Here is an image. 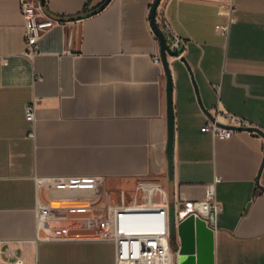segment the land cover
I'll return each instance as SVG.
<instances>
[{"label": "crops", "instance_id": "1", "mask_svg": "<svg viewBox=\"0 0 264 264\" xmlns=\"http://www.w3.org/2000/svg\"><path fill=\"white\" fill-rule=\"evenodd\" d=\"M104 1L45 0L48 15L64 23L27 58L19 0H0V240L27 264H116L114 243L87 237L78 219L91 216L90 207L117 204L121 190L140 198V177L160 180L169 196L167 79L154 60L161 54L154 0H110L97 13L64 19ZM225 1L158 6L185 42L181 57L169 56L175 194L203 200L219 177L215 264H264V0H234L227 34L217 28L229 23ZM35 96L34 125L25 109ZM219 110L262 133L214 137L203 127ZM76 176L103 181L95 189L49 180ZM40 204L61 211L49 219L50 239L39 225ZM179 242L174 233L173 247Z\"/></svg>", "mask_w": 264, "mask_h": 264}, {"label": "built area", "instance_id": "2", "mask_svg": "<svg viewBox=\"0 0 264 264\" xmlns=\"http://www.w3.org/2000/svg\"><path fill=\"white\" fill-rule=\"evenodd\" d=\"M21 12L25 19L26 48L24 56L33 58L39 54V40L51 28L63 24V20L54 19L45 11L41 0H19ZM229 17V23L217 25L224 34L228 33L233 13L236 9L234 0L223 4ZM157 23L165 32L168 43L173 50L185 45L173 29L164 12L157 9ZM183 52V51H182ZM182 52L178 56L181 57ZM155 62L162 64L161 55L154 56ZM41 79V77H38ZM41 101L35 96L26 105V117L34 125L37 119V109ZM255 127L247 120L228 111L219 110L214 120H208L203 130L210 131L214 137L230 138L238 128ZM253 132L257 133L256 130ZM34 135V131L31 132ZM62 188H97L102 182L100 177H56L49 179ZM216 177L205 190L203 200H176L175 221L178 225L190 215L203 219L214 232L218 229V216L222 205L216 199ZM138 195H128L126 191L119 192L117 204H107L100 207H90L93 214L78 219L77 229L88 231L93 240L110 241L115 245L116 264H177L176 252L173 248V233L170 228L169 196L163 183L155 178L140 177L137 181ZM158 198V199H157ZM59 209H52L40 204L38 208L39 225L47 233V239L52 231L49 219L60 214ZM140 219V220H139ZM138 220V221H137ZM0 264H27L25 257L17 253V248L11 242L0 240Z\"/></svg>", "mask_w": 264, "mask_h": 264}, {"label": "water", "instance_id": "3", "mask_svg": "<svg viewBox=\"0 0 264 264\" xmlns=\"http://www.w3.org/2000/svg\"><path fill=\"white\" fill-rule=\"evenodd\" d=\"M45 5V0H41ZM110 0H105L96 9L84 13L80 16H73L68 19H76L86 17L91 14L97 13L102 10ZM161 0H154L150 8V21L152 28L160 43L161 59L164 65L167 85H166V103H167V144L166 155L168 161V186H169V205H170V228L174 235L176 228V235L179 237V244L175 245L174 251L176 252L177 264H215V232L209 228L203 219L195 218L193 215L183 219L179 224L175 221V110L173 102V75L170 68L169 56H178L184 49L173 50L169 43L165 32L157 23L156 14ZM46 11V9H45ZM51 16V15H50ZM196 92L198 93L197 85L194 81ZM202 106V104H201ZM203 107V106H202ZM204 109V108H203ZM205 110V109H204ZM206 111V110H205ZM238 129L256 130V127H242ZM263 189V188H262ZM264 190V189H263Z\"/></svg>", "mask_w": 264, "mask_h": 264}, {"label": "rangeland", "instance_id": "4", "mask_svg": "<svg viewBox=\"0 0 264 264\" xmlns=\"http://www.w3.org/2000/svg\"><path fill=\"white\" fill-rule=\"evenodd\" d=\"M115 195V194H114ZM158 199V198H157ZM140 220V219H139ZM174 233H175V236H176V228H175V230H174Z\"/></svg>", "mask_w": 264, "mask_h": 264}]
</instances>
